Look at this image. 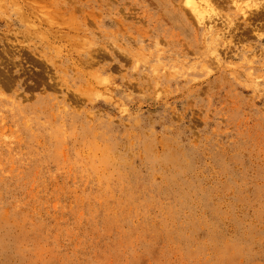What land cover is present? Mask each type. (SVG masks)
I'll list each match as a JSON object with an SVG mask.
<instances>
[{
  "label": "rangeland",
  "instance_id": "1",
  "mask_svg": "<svg viewBox=\"0 0 264 264\" xmlns=\"http://www.w3.org/2000/svg\"><path fill=\"white\" fill-rule=\"evenodd\" d=\"M219 1L0 0V264H264V10Z\"/></svg>",
  "mask_w": 264,
  "mask_h": 264
},
{
  "label": "bare ground",
  "instance_id": "2",
  "mask_svg": "<svg viewBox=\"0 0 264 264\" xmlns=\"http://www.w3.org/2000/svg\"><path fill=\"white\" fill-rule=\"evenodd\" d=\"M186 1V6L188 5V6H190V10H191V12L194 14V17L196 18V20H197V23H199L200 25H206V24H209V23H207L209 20H213L214 21V17H215V19L216 18H220L221 17V15H223L222 13H220V12H216V8H213L212 6V2H211V0H184V2ZM219 1V0H218ZM222 1V0H221ZM230 1V0H229ZM251 1V4H247V7H249V6H252V7H250V9L251 8H253L252 10V12H254L255 10V14H257V12H259V14H260V12H262L263 10H264V4H263V1L264 0H250ZM183 2V3H184ZM220 2V1H219ZM218 2V3H219ZM222 2H225V0H223ZM241 2V0H233V2H231L232 4H233V6H234V8H236V6L237 5H239V3ZM245 2H246V0L244 1V3H241V4H245ZM212 3V4H211ZM215 4H216V2H214ZM217 3V4H218ZM247 3H249V0H248V2ZM220 4H222V3H220ZM236 6H235V5ZM243 5H241V13L243 14V11H244V9H242V8H244V6ZM215 7H216V5H214ZM240 6V5H239ZM243 6V7H242ZM221 7H223V6H221ZM225 7V6H224ZM238 7V6H237ZM217 8L219 9L220 7H218V5H217ZM247 9V8H246ZM249 9V10H250ZM214 10H215V13H214ZM220 10V9H219ZM221 11V10H220ZM236 11V10H235ZM190 12V11H189ZM190 12V13H191ZM218 14V13H220V17H216V16H218V15H215V14ZM263 13V12H262ZM246 14H249V11H248V13H245L244 12V16H248V15H246ZM251 14V13H250ZM262 15V14H261ZM243 16V17H244ZM256 17L257 18V15H254V14H252V17ZM223 17H225V16H223ZM242 17V16H241ZM251 17V16H250ZM252 17L251 18H249V19H246V20H250L251 19V21H252ZM254 17H253V19H254ZM261 17V16H260ZM259 18V17H258ZM257 18V19H258ZM221 19V18H220ZM219 19V20H220ZM226 19V18H225ZM219 20H217L218 22H219ZM222 20V19H221ZM244 20H245V17H244ZM245 20V21H246ZM213 21H211V22H213ZM228 22H230V21H228ZM222 23H224L223 22V20H222ZM212 25L213 24H215V23H211ZM230 25V24H229ZM218 26V25H217ZM238 26V25H237ZM206 27H208V25L206 26ZM211 27V26H210ZM216 27V26H215ZM219 27V26H218ZM239 27V26H238ZM209 28V27H208ZM207 28V29H208ZM222 28V27H221ZM235 28V27H234ZM210 29V28H209ZM215 29V28H214ZM216 30V29H215ZM220 30V29H219ZM209 31V30H208ZM223 31V30H222ZM210 32V31H209ZM220 33V32H219ZM218 35V34H217ZM231 37V36H230ZM217 39H219L218 37H217ZM222 39H223V37H222ZM215 41H216V39H215ZM214 41V42H215Z\"/></svg>",
  "mask_w": 264,
  "mask_h": 264
}]
</instances>
